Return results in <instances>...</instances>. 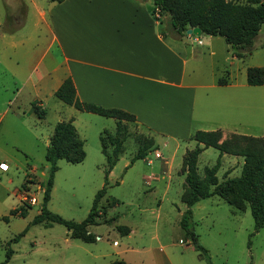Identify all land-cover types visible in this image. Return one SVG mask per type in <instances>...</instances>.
<instances>
[{"label":"rangeland","instance_id":"374dc122","mask_svg":"<svg viewBox=\"0 0 264 264\" xmlns=\"http://www.w3.org/2000/svg\"><path fill=\"white\" fill-rule=\"evenodd\" d=\"M146 5L152 7V2L147 0ZM52 6H57L55 0H0V160L21 162L25 170L16 172L10 186V192L18 190L20 204L13 196L7 201L0 199V264L5 262L8 249L12 253L5 264H107L115 260L127 264H208L179 224L186 209L180 198L185 181L182 158L197 143L155 135L154 146L147 156L131 163L138 148L153 139L148 130L133 123L125 124L126 134L121 133L125 136L124 151L109 174L105 195L98 203L100 212L102 207L106 208L107 215L104 217L101 212L98 224L89 227L98 239L84 243L71 239L60 224L31 223L40 212V204L29 206L24 192L32 195L44 192L50 169L45 153L54 125L68 121L70 114L75 116L73 125L84 142L85 157L78 164L57 161L46 208L76 223L87 217L96 193L103 187L105 158L100 134L103 130L111 133L115 130L113 119L77 112L59 101L52 90L60 76L41 79L42 65L49 62L50 55L55 62L64 59L58 43L49 47L54 31L49 14ZM168 19L167 15L158 18L160 29H165ZM189 37L204 42L209 36ZM212 48L215 55L209 57L205 47L192 45L195 55L187 62L186 80L200 85L218 77L246 84L248 67L264 69V24L250 53L237 58L240 60L231 59L233 51L222 38ZM31 71L34 83L26 84V74ZM58 74L63 75V71ZM248 94L244 105L234 109L231 119L239 123L240 132L264 138V85ZM33 103L43 105L42 118L29 110ZM155 152L161 158H155ZM218 160L219 181L240 176L241 157L220 158V153L210 147L198 157V173ZM230 167L232 170L228 171ZM111 200L117 201L113 207L108 206ZM17 205L26 210L30 207L24 217L9 215ZM191 211L189 228L206 250L211 264H264V226L254 231L249 209L236 211L214 196L197 202ZM5 216L8 223L1 219ZM120 227H128L129 235L123 234ZM23 231V236L11 242ZM114 242L117 244L113 245Z\"/></svg>","mask_w":264,"mask_h":264},{"label":"crops","instance_id":"0c3cea01","mask_svg":"<svg viewBox=\"0 0 264 264\" xmlns=\"http://www.w3.org/2000/svg\"><path fill=\"white\" fill-rule=\"evenodd\" d=\"M146 3L141 0L56 2L57 6H52L49 11L54 25L49 47L58 43L64 59L55 62L50 55L49 62L42 65L44 75L41 76V79L60 76L52 90L53 95L70 77L81 102L133 115L135 124L148 130L152 138L159 135L166 140L189 142L196 131H221L222 139L231 134L250 136L238 130L239 123L231 116L236 107L244 105L248 93L261 86H248L229 78L227 84L218 85L217 76L207 84L188 82L187 62L195 55L192 45L205 47L208 56L213 57L212 47L220 37L209 36L204 42L189 36L182 40L163 38L160 33L164 29L153 20L152 7ZM231 56L232 60H240ZM53 63L56 65L51 69ZM59 71H63V75H59ZM32 73L26 74V84L32 82ZM42 106L37 103L40 109ZM31 109L32 105H29ZM75 119L70 114L68 121L75 123ZM0 162L9 167L7 172L0 171V199L7 201L13 196L19 205L18 190L10 192V186L16 172L24 169L23 164L13 163L10 159ZM231 170L230 167L228 171ZM23 174L25 178L26 172ZM106 215L107 210L103 216ZM126 228L128 231L122 233L129 235L131 230Z\"/></svg>","mask_w":264,"mask_h":264},{"label":"trees","instance_id":"16d2710c","mask_svg":"<svg viewBox=\"0 0 264 264\" xmlns=\"http://www.w3.org/2000/svg\"><path fill=\"white\" fill-rule=\"evenodd\" d=\"M61 2V0H55ZM145 2L147 0H141ZM152 2L151 17L155 22L158 18L167 15L165 29L160 33L163 38L170 37L182 40L186 31L191 28H199L201 35L222 38L233 51V56L243 58L249 54L261 26L264 24V0H244L243 2L227 0H150ZM158 16V17H157ZM218 85L227 84V78H219ZM246 84L248 86L264 85V69L250 67L246 70ZM54 96L62 103L74 107L79 112L91 113L115 121L113 133L103 130L100 134L101 152L105 158L103 187L96 193L91 210L87 217L80 223L64 220L47 210V203L53 186V176L57 171L56 163L64 160L70 164L81 163L85 157L84 142L78 137L73 121L58 122L53 127L45 153V161L50 166L48 179L44 185L40 212L34 216L32 224L43 223L50 226L53 223L62 225L71 239H77L84 243H92L96 236L88 231L90 226L97 225L101 212L105 214L106 208H98V203L105 195L108 185V175L124 151L126 125L135 124L133 115L119 110L106 109L93 104L81 102L75 92L70 77H67L54 92ZM32 111L39 118L45 114L43 109L32 104ZM139 139V138H138ZM197 143L193 150H187L182 158L181 173L185 175V181L181 193V202L186 206L181 215L180 227L190 237L195 250L211 264L206 250L198 243L194 231L189 228L192 219L191 207L197 202L211 197H218L236 211L250 210L254 222V231L258 232L264 226V138L231 134L222 139L221 131H196L189 138ZM153 139H148L140 146L133 156L131 163L138 159H144L150 149L153 148ZM202 145L203 147H199ZM214 148L220 153L243 158L241 174L239 177L218 181L217 172L220 168L218 160L212 167H205L202 174L197 171L198 156L205 148ZM117 203L111 200L108 206L113 207ZM30 209V207H28ZM27 209V210H28ZM22 207L10 211V216L24 217L27 212ZM2 221L8 223V216L2 217ZM121 232L128 231L126 227H120ZM25 231L21 232L11 242H16ZM127 234V233H126ZM10 242L7 243L9 246ZM12 251L7 250L8 262ZM107 264H127L122 260H115Z\"/></svg>","mask_w":264,"mask_h":264},{"label":"built area","instance_id":"2783aa9c","mask_svg":"<svg viewBox=\"0 0 264 264\" xmlns=\"http://www.w3.org/2000/svg\"><path fill=\"white\" fill-rule=\"evenodd\" d=\"M198 43L200 44V42H198ZM154 157L158 159V158H161V155L158 152H155L154 153ZM8 169H9V167H8V164L7 163L0 162V171L1 172H7ZM39 193L40 192L36 193L35 195H32V194H29L28 192H24V195H25L24 196V200L27 201V204L29 206H34L35 204H38V203L40 204L39 199H38ZM116 244H117L116 242L113 243V245H116Z\"/></svg>","mask_w":264,"mask_h":264},{"label":"water","instance_id":"95a60500","mask_svg":"<svg viewBox=\"0 0 264 264\" xmlns=\"http://www.w3.org/2000/svg\"><path fill=\"white\" fill-rule=\"evenodd\" d=\"M186 35L189 36V35H193L195 37H199L201 35V31L199 28H189L187 31H186ZM38 199H39V202L41 203L42 201V194H39L38 196Z\"/></svg>","mask_w":264,"mask_h":264}]
</instances>
